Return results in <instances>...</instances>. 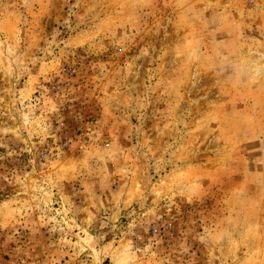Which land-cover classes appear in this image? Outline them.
<instances>
[{
  "label": "rangeland",
  "instance_id": "1",
  "mask_svg": "<svg viewBox=\"0 0 264 264\" xmlns=\"http://www.w3.org/2000/svg\"><path fill=\"white\" fill-rule=\"evenodd\" d=\"M0 264H264V0H0Z\"/></svg>",
  "mask_w": 264,
  "mask_h": 264
}]
</instances>
